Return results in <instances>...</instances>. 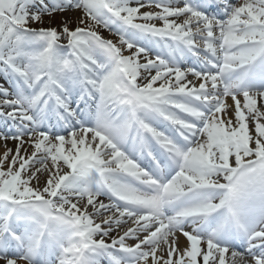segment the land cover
Listing matches in <instances>:
<instances>
[{"label":"snow or ice","instance_id":"snow-or-ice-1","mask_svg":"<svg viewBox=\"0 0 264 264\" xmlns=\"http://www.w3.org/2000/svg\"><path fill=\"white\" fill-rule=\"evenodd\" d=\"M0 141V264H264V0H0Z\"/></svg>","mask_w":264,"mask_h":264},{"label":"rangeland","instance_id":"rangeland-1","mask_svg":"<svg viewBox=\"0 0 264 264\" xmlns=\"http://www.w3.org/2000/svg\"><path fill=\"white\" fill-rule=\"evenodd\" d=\"M69 16L71 17L72 15L69 14ZM59 19H60V17L58 16L56 18V21L53 22V26H57L58 25ZM69 27H75V24H70ZM102 34L105 35V36H108L109 35L107 31H103ZM189 78L191 79V77H189ZM10 147L14 149L15 148V142L11 141L10 142ZM3 151H4L3 142L0 141V154H2Z\"/></svg>","mask_w":264,"mask_h":264},{"label":"bare ground","instance_id":"bare-ground-1","mask_svg":"<svg viewBox=\"0 0 264 264\" xmlns=\"http://www.w3.org/2000/svg\"><path fill=\"white\" fill-rule=\"evenodd\" d=\"M72 16H74V15H79V13H70ZM229 102H231V101H229ZM10 140L8 141V147H10ZM13 142H15V141H13ZM5 150V149H4ZM181 240L183 241V237L181 238Z\"/></svg>","mask_w":264,"mask_h":264}]
</instances>
